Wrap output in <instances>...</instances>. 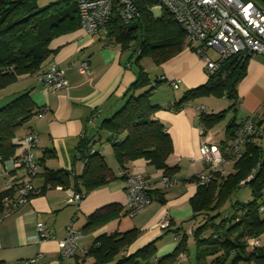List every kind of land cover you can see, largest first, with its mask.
I'll return each mask as SVG.
<instances>
[{
	"label": "crops",
	"instance_id": "crops-1",
	"mask_svg": "<svg viewBox=\"0 0 264 264\" xmlns=\"http://www.w3.org/2000/svg\"><path fill=\"white\" fill-rule=\"evenodd\" d=\"M186 41L188 44L178 53L157 65L158 71L153 82L157 81L158 85L150 95L151 103L162 108L155 116L165 124L172 140V153L166 162L174 169L164 173L142 158L125 163L123 172H140L146 176L152 197V201L132 217L126 215L124 178L120 174L111 143L107 141V133L104 132L106 136L103 137L100 128L102 121L119 108L123 102L121 95L136 79L138 69L132 62L135 55L129 49L121 50L112 38L87 33L80 27L50 42V48L56 52L48 63L54 61L64 69L68 85L55 90L46 87L36 75L29 76L33 79V83L27 85L31 87L30 96L45 112L42 116H33L18 135L22 136L28 131L37 133L38 142L34 148L37 163L39 158L48 156L45 161L47 168L68 170L70 177L81 174L84 162L77 157V150L84 140L88 141L87 144L104 157L116 178L91 190L80 202L67 203V192L58 185L40 190L43 180L38 173L33 181L39 192L0 222V263L20 264L35 257V264H87L90 258H84L83 253L96 236L134 228L138 232L137 238L128 251L134 252L155 241L152 264L155 259L171 253L182 235L195 227L191 220L189 200L197 190V175L206 168L200 159L199 146L205 141L217 146L227 144L229 139L225 130L231 117L240 122L244 119L257 120L264 115V55L248 57L246 74L237 84L236 110L229 111L226 118L213 128L204 129L199 120L200 108L203 107L208 114L216 113L226 109L231 101L224 96L210 100L196 99L182 105L179 110L172 108L171 104L181 98L182 90L201 85L208 79L201 56L187 36ZM210 50L214 55L209 54ZM205 54L217 58L214 49L206 50ZM83 59L89 62V72L82 74L76 65ZM160 75L180 80L178 88H172L166 81H158ZM93 109H98L99 113L96 121L90 122ZM263 141L264 134L261 138ZM5 166L9 170V162ZM41 170L38 164V172ZM164 175L171 177L173 184L164 186L161 183ZM12 177H17L18 181L23 177V170L17 169ZM108 206H111L110 209L115 207L117 215L93 230L86 229L77 241L75 253L61 259L57 240L66 236V226L73 220L74 228H83L92 213ZM166 214L170 217V225L158 227V222ZM124 217H129L130 221L121 227ZM38 221L52 228L54 238H39L36 231ZM258 238L261 241L260 248L264 249V236ZM185 243L186 250L178 255L176 264H197V253L204 245L197 244L193 236L188 234ZM211 259L209 256L199 262L207 264ZM225 264H231L230 257ZM238 264L256 263L240 261Z\"/></svg>",
	"mask_w": 264,
	"mask_h": 264
},
{
	"label": "trees",
	"instance_id": "trees-1",
	"mask_svg": "<svg viewBox=\"0 0 264 264\" xmlns=\"http://www.w3.org/2000/svg\"><path fill=\"white\" fill-rule=\"evenodd\" d=\"M134 3L138 11L135 20L123 24L114 9L105 29L106 36L119 44L121 50H131L137 63L148 57L159 64L188 44L185 33L167 9L159 16L153 14L151 7L157 0H134ZM79 27L77 5L73 0H58L43 7H39L36 0H0V99L3 100L0 105V214L18 197L14 186H2L8 177L4 174L5 164L15 155L20 130L44 110L32 100L31 87H19V82L29 76H38L46 68L49 58L56 52L49 46L53 39ZM247 61L248 57L229 56L205 83L186 89L181 98L171 104L172 108L179 110L190 101L210 95L216 98L224 96L231 101L226 109L209 114L203 110L199 116L204 129L221 123L229 111L237 108V84L246 74ZM137 69L136 79L121 95L123 104L102 121L100 129L107 133V141L111 143L121 172L127 161L142 158L155 169L168 173L174 169L166 162L172 153V140L165 124L155 116L162 108L150 101L158 82H151L141 64L138 63ZM251 121L263 126L264 115ZM240 122H236L235 117L229 118L225 130L229 140ZM261 138H250L242 156L234 162L232 171L218 175L208 184L198 185L190 198L191 220L195 226L191 236L197 244L204 245L197 253V264L209 256L212 259L207 264H225L229 257L231 264L240 261L264 264V249L254 248L248 243V239L264 233V212L260 211L264 200V141L261 142ZM87 143L85 140L82 142L77 154L90 149L93 153L77 155L83 160L84 167L81 174L73 177L68 170L47 168L45 161L48 156L38 159L42 168L38 172L43 180L41 191L58 185L87 194L116 178L104 157ZM256 164L258 168L252 171ZM16 170H11L8 175L11 177ZM249 175H253L252 178L242 183ZM122 177L125 178L124 174ZM12 180L16 181L17 177H12ZM244 184H250L252 200L233 203V212L222 216L220 209L224 203L235 189ZM148 193L151 196L149 190ZM110 207L92 213L82 228L83 233L115 217L118 210ZM137 234L134 228L100 234L85 249L83 257L91 258L92 264H150L155 256V241L134 252L128 251ZM186 237L187 233H184L171 253L155 259L152 264H176L178 255L186 250Z\"/></svg>",
	"mask_w": 264,
	"mask_h": 264
},
{
	"label": "built area",
	"instance_id": "built-area-1",
	"mask_svg": "<svg viewBox=\"0 0 264 264\" xmlns=\"http://www.w3.org/2000/svg\"><path fill=\"white\" fill-rule=\"evenodd\" d=\"M77 5L80 28L90 34H102L106 36V24L111 14L116 9L119 19L123 24L135 20L138 11L134 0H73ZM167 9L176 24L183 30L194 50L201 56L204 62V70L209 77L213 75L220 64L229 56L250 57L252 55H264V7L258 6L253 0H157L151 7L155 16ZM208 49L217 51V58L205 54ZM80 73L89 72L87 59L81 60L76 65ZM46 87L60 89L68 85L64 69L55 62H49L46 68L37 76ZM158 81H166L172 88L177 89L180 80L167 79L160 75ZM203 111V107L200 108ZM45 110L37 116H42ZM99 110L93 109L89 121L95 122ZM203 130V128H201ZM264 134V126H257L251 120H241L233 137L224 146H217L208 141L199 146L200 159L205 165V170L197 175L196 184L204 185L212 182L218 175L228 173L226 166L235 162L242 156L244 146L250 138L259 140ZM17 149L15 155L8 160L12 170L22 169L24 176L18 181H13L8 175L5 166L4 174L8 177L4 180L5 187L14 186L18 197L9 203V206L0 214L1 220L26 203L30 197L39 192L34 185V178L38 173V163L34 156V148L38 142V135L34 131H28L16 138ZM93 149L83 150L78 156L92 154ZM83 154V155H82ZM258 164L252 169L255 171ZM124 187L126 190V215L134 216L144 209L151 201L149 185L146 176L140 172L123 173ZM253 175L247 176L241 182L244 183ZM174 180L164 175L161 183L170 186ZM59 188H63L58 186ZM67 192V203L80 202L84 193L72 187L64 188ZM264 212V200L260 206ZM170 217L166 214L158 222L157 226L166 228L170 225ZM37 235L41 239L54 238L52 228L42 221L36 223ZM188 235L192 231L187 232ZM83 235L82 228H74L73 220L66 226V236L57 240L61 259L72 256L77 249V241ZM248 243L254 248L261 245L258 237L248 239ZM184 256V254H182ZM36 258L22 261L20 264H35ZM145 264V263H141Z\"/></svg>",
	"mask_w": 264,
	"mask_h": 264
},
{
	"label": "rangeland",
	"instance_id": "rangeland-1",
	"mask_svg": "<svg viewBox=\"0 0 264 264\" xmlns=\"http://www.w3.org/2000/svg\"><path fill=\"white\" fill-rule=\"evenodd\" d=\"M55 1H58V0H36V3H37V5L39 7H43V6H46V5H48V4L52 3V2H55ZM253 1L258 6L264 7V5L262 4V2L260 0H253ZM209 54H213L214 55V53H213L212 50L209 51ZM132 62L134 63V65L137 68H138V63L141 64L145 68V71L148 74V77L150 78V80L152 82L155 80V76H156V73L158 71V67H157L158 64L152 62L151 59L148 58V57L142 58L138 63L135 61V59H133ZM31 83H33V79H32V77H28V78H24L23 80H21L19 82V85L18 86L19 87H23V86H27V85H29ZM165 88H168V87H165ZM183 92L184 91L182 90L181 93H183ZM206 98H208V100H210V99H216V97L210 95V96L201 98V100H205ZM0 101H1L0 102V105H2V103H3L2 101L3 100L0 99ZM122 104L123 103H121V105ZM220 105H222V104H220ZM104 132L105 131L103 130V132L101 133L103 135V137L106 136V133H104ZM233 164H234V162H232V163H230V164H228L226 166V170L228 171V173L230 171H232ZM7 168L10 169V170H12L11 167H7ZM9 172L10 171H8V174H9ZM246 178H247V176H246ZM2 186H3V184H2ZM251 200H252V195H251V187H250V184L240 185L237 189H235L233 191V193L229 196L228 200L224 203V205L220 209L221 215L222 216H225V215L231 214L233 212L232 211V205H233V203H235V202L247 203V202H249ZM129 221H130V218L129 217H124V220L122 222V226L121 227H124V225L126 224V222H129ZM261 236H264V233ZM87 264H92V259L91 258L87 260Z\"/></svg>",
	"mask_w": 264,
	"mask_h": 264
},
{
	"label": "water",
	"instance_id": "water-1",
	"mask_svg": "<svg viewBox=\"0 0 264 264\" xmlns=\"http://www.w3.org/2000/svg\"><path fill=\"white\" fill-rule=\"evenodd\" d=\"M262 2V4L264 5V0H260Z\"/></svg>",
	"mask_w": 264,
	"mask_h": 264
}]
</instances>
